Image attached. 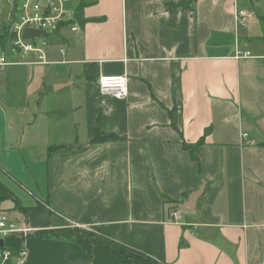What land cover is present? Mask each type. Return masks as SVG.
<instances>
[{"label":"crops","instance_id":"crops-1","mask_svg":"<svg viewBox=\"0 0 264 264\" xmlns=\"http://www.w3.org/2000/svg\"><path fill=\"white\" fill-rule=\"evenodd\" d=\"M80 5L81 30L56 32L45 61L7 50L0 165L32 197L23 202L8 188L19 202L9 219L40 232L77 228L110 247L89 254L64 237L34 234L22 264H140L114 250L160 264H264V134L256 125L264 116V40H256L264 0L69 4ZM238 10L249 15L244 27ZM7 16L0 9V30ZM38 67L36 108H17L8 85ZM120 75L127 98L102 95L100 77ZM202 138L194 159L184 145ZM203 182L195 211L173 220V207Z\"/></svg>","mask_w":264,"mask_h":264},{"label":"built area","instance_id":"built-area-1","mask_svg":"<svg viewBox=\"0 0 264 264\" xmlns=\"http://www.w3.org/2000/svg\"><path fill=\"white\" fill-rule=\"evenodd\" d=\"M72 0H0V9L8 8L7 31L12 36L7 48L23 56L31 53L37 55L40 62L45 61V49L50 38L58 31L68 29L72 33L81 30L76 19V8L69 6ZM248 13L238 10L236 20L241 26H246ZM26 30L48 33L49 37L39 36L33 39L24 38ZM7 50L0 52V71H4L10 64L7 59ZM64 51H62L63 53ZM250 54L238 51L237 58H247ZM102 95L124 100L128 96V78L120 76H102L98 80ZM179 209L171 213V218L178 219ZM37 229L29 224H21L9 219L0 210V240L4 241L0 247V264H22L27 256L26 240L36 234ZM16 237L23 240V246L18 252L10 249L6 240Z\"/></svg>","mask_w":264,"mask_h":264},{"label":"trees","instance_id":"trees-1","mask_svg":"<svg viewBox=\"0 0 264 264\" xmlns=\"http://www.w3.org/2000/svg\"><path fill=\"white\" fill-rule=\"evenodd\" d=\"M76 19L78 20V22L80 23V25H84L85 20L83 17V6H78L76 8ZM12 39V36L8 33L7 31V26L6 24L2 27V29L0 30V52L2 51H6L8 46H9V42ZM256 40H264V36L256 38ZM209 130L206 131V133H208ZM109 139H113V138H105V137H101L100 134H98V140H109ZM204 143V138H202L198 143L194 144V145H187L185 144L184 147L190 151V153L192 154V157L195 159L194 156V152L196 150V148L200 145H202ZM187 196V195H185ZM9 200H13V202L16 204L17 207H19V202L18 200L14 197V195L12 194V192L8 189V187L6 185H4L1 181H0V204L9 201ZM173 209L177 210V207L174 206ZM36 235L38 236H42V237H51V236H57V237H64L76 244H78L79 246H81L83 249H85L89 254H91L92 248L94 245L97 244H101V245H105L108 248L110 246L106 245L104 242H102L101 240L94 238V235L89 234L88 236L85 235L82 231H80L79 229H74L71 232H65V233H56V232H52V231H45V232H40L38 231L36 233ZM6 244L7 246L12 249L14 252H18L22 246H23V240L20 238H16V237H10L9 239L6 240ZM116 253L130 259L133 261H136L140 264H160V263H156V261H154L151 257L146 256V255H142L140 253H127L125 251L119 252L114 250Z\"/></svg>","mask_w":264,"mask_h":264},{"label":"rangeland","instance_id":"rangeland-1","mask_svg":"<svg viewBox=\"0 0 264 264\" xmlns=\"http://www.w3.org/2000/svg\"><path fill=\"white\" fill-rule=\"evenodd\" d=\"M258 13L260 14V16H264V11H262L261 9L258 10ZM8 52L10 53L11 49H9ZM25 72L27 75L25 74ZM42 72H43V68H40V67L33 68L31 70H22V72L19 73L22 79L20 78V80H17L16 82H13L10 85H8L7 91L17 100V108H21L23 106L27 108V104H30V106L33 109L36 108L37 104H35L36 102L35 100H40L41 98L40 93L43 91V87H44V83H43L44 81L42 80V74H43ZM77 72H79L78 69H75L74 73H77ZM23 75L27 76L26 83H25V80L23 79ZM48 86H53V89L55 87V85H51V83H48ZM37 88H39V90H42V91L38 90L37 92L36 91ZM30 94H33V98L27 99L26 102L24 103L20 101V99L24 100V98L29 97ZM53 103L51 104L53 105ZM25 173L28 175L29 181L33 182V179L29 171L26 170ZM18 176L19 175L13 173L9 169H5L2 165H0V181L3 184H5L16 196H18L24 202L25 199L28 200L29 198H32V197L28 191H26L23 187L19 185L18 181H21V180L23 181V179H21V177H18ZM29 188L33 190L32 186ZM13 203H14L13 200L3 203L2 207H4V209L6 210L3 212L6 213V215L8 214L9 216H13V211L10 210V207L12 206Z\"/></svg>","mask_w":264,"mask_h":264},{"label":"water","instance_id":"water-1","mask_svg":"<svg viewBox=\"0 0 264 264\" xmlns=\"http://www.w3.org/2000/svg\"><path fill=\"white\" fill-rule=\"evenodd\" d=\"M39 36L49 37V34L34 30H26L24 32V38L33 39L34 37H39ZM256 125L259 128V130L264 134V116L256 121ZM205 187H206V183L203 182L198 190L191 193L188 199L178 206L179 210L183 212H194L196 209L197 201L203 195ZM3 244L4 241L0 240V247H2Z\"/></svg>","mask_w":264,"mask_h":264}]
</instances>
